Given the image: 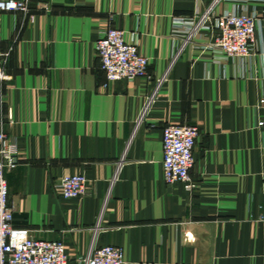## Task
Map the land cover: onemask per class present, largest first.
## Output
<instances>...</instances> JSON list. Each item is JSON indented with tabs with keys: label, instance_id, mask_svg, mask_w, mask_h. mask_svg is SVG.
<instances>
[{
	"label": "crops",
	"instance_id": "crops-1",
	"mask_svg": "<svg viewBox=\"0 0 264 264\" xmlns=\"http://www.w3.org/2000/svg\"><path fill=\"white\" fill-rule=\"evenodd\" d=\"M210 2L28 0V12H0L9 76L0 131L17 147L4 171L13 224L61 240L67 264L105 244L121 247L125 264H264V2L214 7L258 16L240 58L207 46L210 22L184 40L187 19ZM109 28L137 44L146 76L107 83L95 43ZM169 124L199 128L192 191L163 180ZM71 174L86 177V195L62 197Z\"/></svg>",
	"mask_w": 264,
	"mask_h": 264
},
{
	"label": "built area",
	"instance_id": "built-area-1",
	"mask_svg": "<svg viewBox=\"0 0 264 264\" xmlns=\"http://www.w3.org/2000/svg\"><path fill=\"white\" fill-rule=\"evenodd\" d=\"M220 0H211L201 15L191 21L184 40L198 31L207 22L214 29L207 46L216 54L240 58L248 56L254 45L257 22L255 13L223 12L216 14L214 7ZM264 2V0H242ZM28 12V0H0V12ZM194 20V21H193ZM96 56L104 71L106 81L130 80L147 75L148 59L139 52L136 43L127 42L124 31L109 28L95 43ZM8 53L1 48L0 37V82L8 80L5 63ZM161 82V80L159 81ZM150 101V99H149ZM148 101V102H149ZM146 107L143 109L144 113ZM264 127V110L257 123ZM199 128L191 124H169L162 130L163 180L166 184L180 182L186 191L195 187L190 170L194 164V147ZM17 156L15 142L0 131V264H67L65 245L61 240L33 238L29 229L13 224L14 208L8 201L4 178L7 166L14 165ZM62 197L79 198L87 194V179L82 174L62 177L59 185ZM85 264H125L123 249L116 245L92 247L84 259Z\"/></svg>",
	"mask_w": 264,
	"mask_h": 264
}]
</instances>
